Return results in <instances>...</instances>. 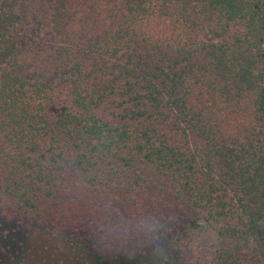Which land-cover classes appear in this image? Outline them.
Segmentation results:
<instances>
[{
    "label": "trees",
    "instance_id": "trees-1",
    "mask_svg": "<svg viewBox=\"0 0 264 264\" xmlns=\"http://www.w3.org/2000/svg\"><path fill=\"white\" fill-rule=\"evenodd\" d=\"M0 264H264V0H0Z\"/></svg>",
    "mask_w": 264,
    "mask_h": 264
}]
</instances>
